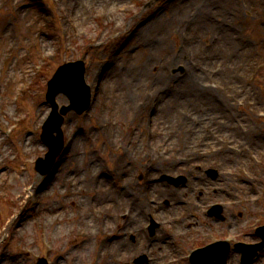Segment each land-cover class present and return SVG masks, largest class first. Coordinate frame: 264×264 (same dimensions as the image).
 Wrapping results in <instances>:
<instances>
[{"label": "rangeland", "instance_id": "1", "mask_svg": "<svg viewBox=\"0 0 264 264\" xmlns=\"http://www.w3.org/2000/svg\"><path fill=\"white\" fill-rule=\"evenodd\" d=\"M80 3L75 6V0L65 1V0H50V2L47 4H51L53 7H50L52 10L54 9L59 18L62 21V17H64V14L69 15L66 6L69 8V6H74L76 8H80L84 10L83 4H89L88 8L84 10L82 15L80 16V20L82 23V27H78L76 31V37L73 36V26L74 23L71 21V19L68 20L69 27L67 24L64 25H58V30L63 28V30H66L67 28H70L69 39L64 42L65 44H71L72 48H75L76 51L66 53L64 51V48L66 45L61 46V40L62 36L58 35L60 31H55L53 22H48L47 29L43 28L40 24L42 23V20L46 22V19L48 16L43 18L42 16H37L36 13L41 12V15H43L49 8L46 6H42V3H40L38 0H0V5L3 6L2 15H0V119H4L6 124L12 125L15 121H12L11 119L16 118V129H13L12 134L10 135V139H5L4 141L0 140L2 145L0 146V208L3 209V212L0 211V233H2V236L0 235V264H37V256L38 257H46L47 260L51 261L55 256L58 254L48 250V248L43 247L45 245L40 244L39 242V236H37V232L35 227L32 226L33 218L32 216L36 217L37 212L40 211L39 208L36 209L34 212L31 207L30 201H27L24 197L26 196V193H24V187L26 185H32L35 184L37 179V174L34 171V165L37 158H41L44 156V153L46 152V149L43 148L40 145L39 142V134L41 131V124L43 123L44 119L46 118L49 109L45 104H43V98L46 91V84L45 82L51 77V75L54 74L56 69L59 65H63V63L67 60H76V59H82L86 63L89 62V67L91 66V69L88 71L86 68V72L84 75H86L85 79L88 81L90 75L94 71H100L102 68V62H105L109 59L110 55L116 54L117 52L124 50L125 44L120 43L117 41V33L121 30H123L125 27L128 26V24H131V22H134L135 20L141 21V23H144V25H141L140 28L133 27L135 31L130 32V37H136L133 40H137L138 38H144V41L147 40L148 45H141L139 46L138 51L135 52L134 60L131 61L130 64H128V78L129 80H132V84H143L145 81H151V73L156 72V69H159L157 67L158 61L163 60L167 57H170V54L173 52V48H175V44L177 43L178 39L177 37L173 36L170 38L172 41L174 47L171 49H168L167 51H161L157 46L156 43V37L154 34H151V29H153V25H150V19L149 16H151L152 13L158 12L161 7H164L167 5V3H171L172 1H163L160 3H154V4H148L151 2V0H110V5L113 7L112 9H115V14L112 15L110 19L107 21L103 20L104 15H100V10L102 9L103 1H93L92 3L89 0H81ZM257 2V3H256ZM226 3L230 4L229 11L226 16L228 18H232L234 16L235 12V5L236 0H227ZM255 4H259L258 0H254ZM264 3V0H263ZM66 5V6H65ZM94 8V9H93ZM262 5L258 7H254V11L256 14H258V17L261 19L263 17L261 13ZM70 9V8H69ZM16 15V17H15ZM90 18H89V16ZM18 16V17H17ZM163 17L168 18L167 9L165 8L163 10ZM70 17V16H68ZM100 17V19H99ZM72 18V17H71ZM153 18V16H152ZM9 19L12 21L14 28H8L7 25H9ZM263 20V19H262ZM34 21V23H33ZM32 22V23H31ZM50 23V24H49ZM111 23V25L109 24ZM109 24V26H107ZM7 26V28L3 29V26ZM262 23H260L261 27ZM62 26V27H61ZM150 30V31H148ZM72 31V32H71ZM160 32V28L157 30ZM64 32V31H63ZM122 32V31H121ZM120 33V32H119ZM149 33V34H147ZM264 33L262 32V29L255 26L253 32L251 34L244 32L242 35L245 38V35L247 36V39H252L256 42H260L261 38L264 37ZM87 35V36H86ZM154 35L153 39H148V36ZM25 37V41L22 37ZM149 36V37H150ZM88 37V38H87ZM27 39V40H26ZM92 41H96L97 45L94 48ZM122 41H125L122 40ZM27 43L30 45V49L26 48ZM114 43V44H112ZM157 44V43H156ZM238 42L233 41L227 49L230 50L235 45H237ZM14 45V52L12 48L9 46ZM34 45V46H31ZM119 46V48L114 52L113 46ZM252 43H248V49L251 48ZM155 46V47H154ZM130 47V45L128 46ZM167 48V46H165ZM126 51V50H125ZM123 51L125 54L127 52ZM258 52V55L252 54L251 57H256L254 62L258 63L260 62L261 58L264 57V49L262 47L255 50ZM25 52H28L30 56L27 58L25 56ZM42 54V55H41ZM122 55L119 57V62L116 65L117 66L122 63L126 55ZM142 54V55H141ZM155 54V55H154ZM12 55H14L12 57ZM39 55L44 57V60L41 58L37 61V57ZM250 52L245 56L246 60L249 61ZM35 58V59H34ZM161 58L160 60H158ZM8 60L5 65L3 66L1 64L2 61ZM158 60V61H157ZM31 61H37L39 63H42V69L38 73V75H29L30 72V62ZM145 62L143 65H139L140 63ZM36 62V63H37ZM136 62V64H135ZM86 66V64H85ZM127 66V67H128ZM156 68V69H155ZM139 69V70H138ZM142 69V70H140ZM151 72V73H150ZM33 73V72H32ZM126 73V74H127ZM171 73V72H170ZM89 76L87 77V75ZM242 71L239 70L237 72V75H242ZM111 74L108 73H101V79L97 80L98 83H95L97 87L101 84L106 83L108 80V76ZM173 76H177V74H172ZM226 76L229 77V75L226 73ZM88 78V79H87ZM232 82L230 84L235 85V83L241 84L242 82H245L243 80H239L238 78H231ZM27 80L28 88L27 92L24 96L19 97V101L16 103V105L10 104V98L15 92V88L17 89L20 85V83H25ZM114 80L116 82V85H113ZM12 81V82H11ZM117 83L121 85L120 90H116L115 92L109 91L110 96L117 95L115 99H118L124 95V97H127L126 94V87L123 83H121V80L118 79L116 76L112 78L108 82V84L113 88L117 87ZM262 84V89H264V82H260ZM16 86V87H15ZM240 87V86H239ZM237 88L240 90V88ZM116 89V88H115ZM99 91V88L97 89ZM121 91V93H120ZM194 91H197V88L194 89ZM241 91V90H240ZM264 90L262 91V93ZM121 95H120V94ZM164 94L159 99V105L161 107L165 104L166 101H169L170 99L175 98L172 110L168 115H162L161 113H148L146 114V119L140 128L139 125L135 127V122L132 120L135 119V116L130 113V111L126 114H118L121 119L126 121L127 123L131 124V127H135L134 130H122L120 128H110L109 126H106L107 124H104L106 122V119L104 115L102 116L100 109L97 111L98 119L94 121L90 118V116L86 117L85 120H83L80 116L69 113L68 115L64 116V122H63V133L67 137L72 136L71 133L74 134V132H77L78 130H81L82 127L89 128L91 125L94 127H97L98 132H95L90 136V138L81 137V146L85 147L87 149L85 157H83V160L80 157L81 154H79L80 149L78 148L79 140L74 147L75 152L77 151V160L74 159V161L81 162L78 167H81L82 171L74 173V171H69L71 167L75 168V166L71 163L66 162L63 163V167L66 169V172L69 173L66 174L70 175L72 180L75 182V190L79 191L75 193L74 196H68L66 198H63L60 196V190L67 185V180L64 178L62 179L61 185L58 186L56 184V189L58 190L59 194V200L57 205H54L51 203L52 199L49 197L47 200L46 205L42 206L44 208L49 206V211L46 212L42 211V215L46 216L47 220H49L53 215L57 214L61 216V223L58 227H56V230H60L59 234L62 235L64 238L63 243L60 239H56V245L55 252L61 251L60 253H63L65 250L68 252V255L70 256L67 260H60L59 263L62 264H85L90 261H93L94 258L99 257L98 256V242L102 241L100 235L95 236L94 240H91L90 243L92 247L86 248L83 246V242L85 239L83 238H75L74 233L71 232L68 234L66 231H71V229H74L75 227H81L85 224V219L88 218L89 215V204L91 202V199H89L90 195V188L93 186L91 183H83L82 180H84V177H86V163L91 162L98 164L99 167H102V162L100 158L106 157V160L109 164L108 167L116 166L119 168L120 171H123L121 174V179L119 182H125V179L127 180L133 172L141 171V162L137 160V154L142 152L141 146L146 147L143 143V134L144 129L147 127H152V129L159 133L161 131H169L174 128L176 125V122L174 121L177 116V110L178 108H189L190 110H194L193 106H184L180 105L178 103V99L176 98L177 95L175 94ZM264 97V95H263ZM58 100L62 104H67L68 102L61 96H57ZM128 98V97H127ZM132 102L136 99H141V97H130L129 98ZM224 99V98H223ZM128 101V100H127ZM228 105L230 108L232 107L231 101L227 99ZM130 104V103H128ZM217 105V102H216ZM219 107V105H217ZM220 108V107H219ZM222 109V108H220ZM161 114L162 118H159L157 116V119L155 121V117L157 114ZM195 114H200L199 111H194ZM211 114H215V116L220 115V121H222L223 118H225L224 113H222V110L220 113L218 112H211ZM239 114L241 116H244L247 114L245 110L239 111ZM209 116V115H208ZM245 122H250L251 120H244ZM103 123L106 128H103L104 125L100 124ZM19 124V125H18ZM211 125H214L210 123ZM218 125V123H216ZM166 126L168 129L166 130ZM221 129V127L219 126ZM215 130L216 136L223 135L221 133V130ZM94 131V129H91ZM88 131V130H87ZM86 131V132H87ZM186 133V132H185ZM81 135V134H80ZM255 136H257V139H264V125L263 130L260 132L255 131L252 132L249 135L244 136L245 144H249L252 140L254 143L256 142ZM168 135H159L158 139L156 140V143H161L162 141H169V138H167ZM196 138L197 137H187L186 135H183V140L180 142L185 143L188 142L191 139L190 145L193 148H196ZM90 139L86 144L83 143L84 140ZM173 137H171V140ZM235 139V138H234ZM237 143H241L243 139V136L241 134H236ZM139 140L141 142H139ZM131 143L133 149L138 150L135 156L127 155L125 158L121 154L119 155H113L112 152V145H119L123 144L122 146L126 147V144ZM211 141H204L202 143L203 148H200V151H205L208 147L212 146L211 143H207ZM93 143V144H92ZM99 143V144H98ZM114 143V144H113ZM112 144V145H111ZM256 145H260L262 151H264V144L262 143H255ZM85 145V146H84ZM171 143L168 144L170 146ZM179 146V145H178ZM82 147V150H83ZM256 147V150L254 151V154L256 155L259 153L257 150H261ZM4 150V151H2ZM91 150V151H90ZM26 152L25 155L22 153ZM121 153V152H120ZM83 154V153H82ZM124 155V154H123ZM196 157V156H195ZM200 160L204 161H215V155L214 156H199ZM72 161V163L74 162ZM166 162H173V163H179L178 159L175 158V154L169 155L168 159H164L158 164L155 165V168H158L159 166H166L168 163ZM113 163V165L111 164ZM137 163L138 165H136ZM170 165V164H169ZM171 166V165H170ZM172 167V166H171ZM229 167V166H228ZM233 166H230L229 168H232ZM140 168V170L138 169ZM154 168V169H155ZM180 168L172 167L171 170H169L168 174H173V172L179 171ZM154 171V170H153ZM65 176V177H66ZM158 177L157 174L152 175V178ZM256 183L259 185L263 181V176L255 177ZM59 180V179H58ZM116 180L113 178L112 180L108 181V184L110 187L108 188V191L106 193H103L106 189L105 187H99L98 192L100 195H97L94 199L97 204V210L101 211L100 209H103L106 207L108 203H113L114 198H121L123 199L122 202L127 204V198L125 194H119L116 191V187H113V184ZM238 181H241V178L237 179ZM153 186L150 185V187L146 190L141 188V185L132 186L133 192H135L134 198L138 197L137 202L141 203V201L144 203L149 198H155L156 194H161L163 192H167V196H174V198L178 199L180 202L183 200L182 196L175 195L171 189L165 188L163 185L164 183H159L154 181ZM81 186H85L88 189H80ZM248 188H253L254 186L246 182V186ZM66 188V187H65ZM256 192L257 190H253ZM48 193V192H47ZM46 193V194H47ZM56 194V193H54ZM174 194V195H172ZM218 195H221L219 193ZM125 196V197H124ZM139 196L142 197V200H140ZM83 197H85L86 201L83 202ZM220 201H229L227 198H221L217 199ZM45 201H43L45 203ZM72 202L77 203L73 206ZM170 202V201H169ZM223 202V203H224ZM51 203V204H50ZM80 204V205H78ZM229 205V203H228ZM62 206V207H60ZM82 206V207H81ZM162 212L165 213L167 208V205L162 206ZM34 212V213H33ZM116 210H113V213H115ZM234 212H237V209L234 211H231L230 208H227V214L226 218L233 214ZM237 214V213H234ZM167 217L175 215L174 213H171V215L166 214ZM20 219V222H24V226L22 229H20V232H17L18 225L16 224L17 219ZM91 220V217L90 219ZM246 222H250V217H247ZM93 221V220H92ZM48 222V221H47ZM144 221L140 223V225ZM106 223L110 227L109 231L113 233V235L116 238H112V241H116L117 245L121 244L125 245L129 243L128 236L125 235L123 232H125L124 224L125 221H120L119 219H114L111 216L107 218ZM235 223V222H234ZM233 221H229L227 225L232 224L228 226V230H231L232 234H234V231L237 229ZM96 224V223H95ZM240 224V222L238 223ZM97 225V224H96ZM47 229L48 231H52L53 225H50L47 223ZM218 227H213V232H221V234H225L226 231H224L223 226L226 225H217ZM8 227V230L5 232V228ZM53 228V229H52ZM227 228V226H226ZM225 228V230H226ZM22 231H24L25 234H20ZM8 232V234H7ZM16 232V233H15ZM48 232V233H49ZM32 233V234H31ZM7 234V238H4ZM39 234V233H38ZM22 237V238H19ZM62 238V239H63ZM120 243H119V242ZM173 240L171 239V242ZM168 243L169 246L172 244ZM29 247L32 251L30 254H26L23 250L24 247ZM69 249L72 251V253L69 251ZM129 253L128 248L123 249L122 255L125 257L126 254ZM114 257L108 258L107 256H100L99 263L104 262H111L112 264H115L113 262ZM64 262V263H63ZM257 264H264V255L258 260Z\"/></svg>", "mask_w": 264, "mask_h": 264}, {"label": "bare ground", "instance_id": "2", "mask_svg": "<svg viewBox=\"0 0 264 264\" xmlns=\"http://www.w3.org/2000/svg\"><path fill=\"white\" fill-rule=\"evenodd\" d=\"M200 2L201 3H204V4H206L207 2H209V0H200ZM197 4H199V2H198V0H197ZM197 7H200V5H198ZM185 15H186V17H188V11H186V13H185ZM203 21V24L206 26V24L207 23H209V21L208 20H202ZM203 25V26H204ZM162 26H163V32H166V33H168L170 30H172L173 29V31L175 32V29H177V27H178V24H177V20L176 21H174L172 18H170L167 22H165V23H163L162 24ZM204 26V27H205ZM160 40V39H159ZM160 43L162 44V46H163V43H165V41L162 39V40H160ZM108 66H105V68H107ZM109 69V68H108ZM163 73H164V71L162 70V74L161 73H159V74H157L159 77H161L162 78V76H163ZM190 85H192L191 83H189V82H185V83H183L182 84V87L180 88L181 90H179L180 91V94H189V93H191L190 92ZM107 88H109L108 87V85H107ZM111 89V88H110ZM116 90H118V89H116ZM142 92H144V88L142 89V91L141 92H139L140 94H142ZM124 100H128V98L127 97H124V95H123V97H120V98H118L117 99V101L114 103L115 104V106L116 107H119L121 110H123V111H129L130 110V107L127 105V104H123L122 103V101H124ZM167 107V106H166ZM72 144H73V140L70 142V144L68 145V148L69 147H71L72 146ZM50 179V178H49ZM96 207V206H95ZM50 220V219H49ZM56 220H58L57 218H56ZM104 227V224H99V226L98 227H95L92 223H91V221L90 220H86L85 221V224H84V226L83 227H75L73 230L74 231H76V230H78V229H81L82 231H84L85 232V234H92L93 232H97V230H99V229H102ZM60 231V230H59ZM59 231L58 230H54V231H50L49 233H50V236L52 237V238H54V239H61L62 240V235H60L59 234ZM32 234V233H31ZM103 248H109V250H111V254H113V250L114 251H117V252H119L120 251V249L118 248V246L117 245H114L113 247H112V243H108V244H103V245H101ZM86 248H90V247H86ZM113 249V250H112ZM72 253V252H71Z\"/></svg>", "mask_w": 264, "mask_h": 264}]
</instances>
